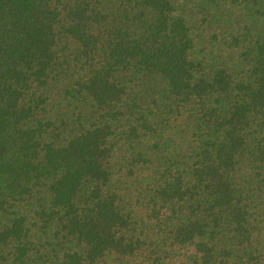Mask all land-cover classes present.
<instances>
[{"label": "trees", "instance_id": "trees-1", "mask_svg": "<svg viewBox=\"0 0 264 264\" xmlns=\"http://www.w3.org/2000/svg\"><path fill=\"white\" fill-rule=\"evenodd\" d=\"M0 264H264V0H0Z\"/></svg>", "mask_w": 264, "mask_h": 264}]
</instances>
